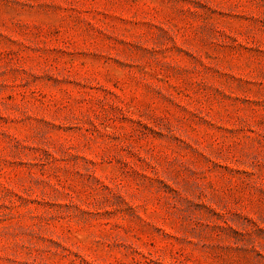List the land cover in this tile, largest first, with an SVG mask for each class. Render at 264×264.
Returning <instances> with one entry per match:
<instances>
[{"label":"rangeland","instance_id":"374dc122","mask_svg":"<svg viewBox=\"0 0 264 264\" xmlns=\"http://www.w3.org/2000/svg\"><path fill=\"white\" fill-rule=\"evenodd\" d=\"M0 264H264V0H0Z\"/></svg>","mask_w":264,"mask_h":264}]
</instances>
